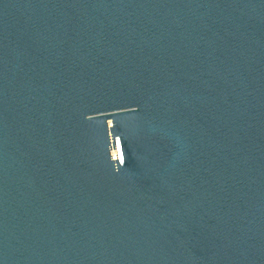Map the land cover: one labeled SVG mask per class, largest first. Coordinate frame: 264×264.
<instances>
[{"label": "water", "instance_id": "95a60500", "mask_svg": "<svg viewBox=\"0 0 264 264\" xmlns=\"http://www.w3.org/2000/svg\"><path fill=\"white\" fill-rule=\"evenodd\" d=\"M0 264H264V0H0Z\"/></svg>", "mask_w": 264, "mask_h": 264}]
</instances>
